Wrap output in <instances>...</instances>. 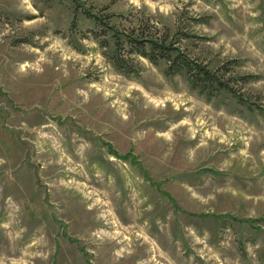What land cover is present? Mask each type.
Segmentation results:
<instances>
[{
	"label": "rangeland",
	"instance_id": "obj_1",
	"mask_svg": "<svg viewBox=\"0 0 264 264\" xmlns=\"http://www.w3.org/2000/svg\"><path fill=\"white\" fill-rule=\"evenodd\" d=\"M0 264H264V0H0Z\"/></svg>",
	"mask_w": 264,
	"mask_h": 264
},
{
	"label": "trees",
	"instance_id": "obj_2",
	"mask_svg": "<svg viewBox=\"0 0 264 264\" xmlns=\"http://www.w3.org/2000/svg\"><path fill=\"white\" fill-rule=\"evenodd\" d=\"M179 35L178 33L175 36ZM129 37V35H127ZM181 39L171 40L169 38L160 39H143L130 37L127 43H131L137 49V54L149 59L151 62L158 64L160 61H166V74L175 76L177 74L184 75L190 86L199 91L201 94L213 96L216 92L228 91L233 93V89L229 86L226 76L229 69L223 65L215 70L197 59L189 57L178 46ZM114 59V53L111 55ZM114 66L120 72H126L129 68L127 64L115 62ZM125 74V73H123ZM249 77H240L238 81L248 82Z\"/></svg>",
	"mask_w": 264,
	"mask_h": 264
}]
</instances>
